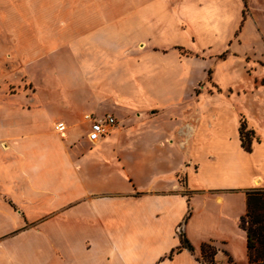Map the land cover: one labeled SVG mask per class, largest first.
Instances as JSON below:
<instances>
[{
	"label": "crops",
	"instance_id": "crops-1",
	"mask_svg": "<svg viewBox=\"0 0 264 264\" xmlns=\"http://www.w3.org/2000/svg\"><path fill=\"white\" fill-rule=\"evenodd\" d=\"M262 9L0 0V264H201L204 242L217 264H248L240 218L264 187ZM7 52L25 80L8 78ZM106 114L117 124L89 142L87 115ZM181 228L195 252L169 258Z\"/></svg>",
	"mask_w": 264,
	"mask_h": 264
},
{
	"label": "trees",
	"instance_id": "trees-1",
	"mask_svg": "<svg viewBox=\"0 0 264 264\" xmlns=\"http://www.w3.org/2000/svg\"><path fill=\"white\" fill-rule=\"evenodd\" d=\"M242 146L247 151H251V145L254 138V131L247 127L246 120L241 119L239 128ZM247 208L244 215L240 218V227L245 230L247 235V255L248 264H264V187H256L248 190ZM191 209L189 208L186 219L190 216ZM180 245L169 253V258H172L175 253L186 248L191 252H195L194 246L189 242L182 228L179 230ZM217 247L211 242H204L201 245L200 254L197 259L201 264H217L215 255ZM227 264H237L229 258Z\"/></svg>",
	"mask_w": 264,
	"mask_h": 264
},
{
	"label": "built area",
	"instance_id": "built-area-1",
	"mask_svg": "<svg viewBox=\"0 0 264 264\" xmlns=\"http://www.w3.org/2000/svg\"><path fill=\"white\" fill-rule=\"evenodd\" d=\"M87 119L90 121L87 139L91 143L99 142L103 137L109 134L113 127L117 124L116 118L111 114H106L100 118L87 115ZM55 129L63 131L65 129L64 123H57Z\"/></svg>",
	"mask_w": 264,
	"mask_h": 264
},
{
	"label": "rangeland",
	"instance_id": "rangeland-1",
	"mask_svg": "<svg viewBox=\"0 0 264 264\" xmlns=\"http://www.w3.org/2000/svg\"><path fill=\"white\" fill-rule=\"evenodd\" d=\"M246 1L248 2V0H246ZM247 8H248V6H247ZM248 10H249V8H248ZM262 11H264V9H262ZM10 12L13 14V9H10ZM28 14H30V13L28 12ZM263 14H264V12H263ZM16 59L17 58L13 55L12 52L11 53L10 52L9 53L7 52L6 57H5L6 64H7L5 73L8 74V78L11 77L12 75H17V76H19L18 77V81L20 79L21 80H25L24 76L23 75H19L20 72H18L16 70L17 68L15 66H18L17 65L18 62H16L17 61ZM12 90H16V89L13 88ZM16 239H24V238L23 237H19V238H17V237L16 238H7V240H9V241H13V240H16Z\"/></svg>",
	"mask_w": 264,
	"mask_h": 264
},
{
	"label": "bare ground",
	"instance_id": "bare-ground-1",
	"mask_svg": "<svg viewBox=\"0 0 264 264\" xmlns=\"http://www.w3.org/2000/svg\"><path fill=\"white\" fill-rule=\"evenodd\" d=\"M260 183V182H259Z\"/></svg>",
	"mask_w": 264,
	"mask_h": 264
}]
</instances>
